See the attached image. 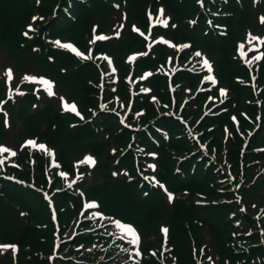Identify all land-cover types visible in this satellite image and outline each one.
I'll return each mask as SVG.
<instances>
[{
	"label": "rangeland",
	"instance_id": "obj_1",
	"mask_svg": "<svg viewBox=\"0 0 264 264\" xmlns=\"http://www.w3.org/2000/svg\"><path fill=\"white\" fill-rule=\"evenodd\" d=\"M38 3H50L53 4L54 1L57 0H36ZM107 6L110 11L115 12V17L110 14H103L100 16L97 20H95L94 24L97 25L99 29H104L105 26L107 25L109 28L112 27V21L116 18L119 17V20H117L118 23H124L122 25L121 31V36L115 40L114 42L110 41L105 45V47L108 46H113L115 47L116 52L118 53V56L115 58L117 63L121 66L123 70V75L127 73L128 71V65L126 64L127 60H130L134 57V55H139L141 54V50L138 48L135 36H134V31L132 30V24H137L138 26H145L146 23V16L145 13L147 10L150 11L152 15L157 14V8L160 6L161 2L159 0H151L146 4L145 6L142 4V0H132L131 3H129V0H106ZM201 1V0H199ZM115 3L118 5L117 7L112 6V4ZM27 9L32 12L33 17L36 16V8L34 7V4L32 2L25 4ZM194 5H196V0H194ZM7 7V5L5 6ZM144 7V8H143ZM7 9V8H6ZM142 11V12H141ZM5 15H3V20L0 22V31L3 29L5 26V22L8 21L9 15L8 11H6ZM44 14H47L48 8H45V10L42 11ZM141 12V13H140ZM253 12V11H252ZM19 16V13H17L16 16L12 15V20L13 18H17ZM142 16V19L140 18ZM26 18V16H23ZM154 22L157 21V19H153ZM40 24H43L42 22H39ZM254 21L251 24H246V23H236L234 20H232L233 29H232V35H231V51L229 54V57L233 60L234 59V50L235 47H238L240 43H242V40L244 39L245 36H251V39L253 42L250 45V49H253L255 53H253V56L255 58H258L259 54L256 53V49H254L258 45V39L256 38H261L264 35V29L261 28H254L253 26ZM90 25L89 23L82 24L81 29L83 31H87L85 28H87ZM173 23H169L168 27L160 28L158 34H162L163 37L168 38L170 37V31L172 30ZM32 30V29H31ZM30 30V31H31ZM105 30V29H104ZM18 32L16 33L15 37H17ZM1 37V34H0ZM221 37V36H218ZM109 38V37H105ZM1 39L5 42L6 39L2 38ZM104 40V39H103ZM222 45H219L218 51H222ZM17 54L15 55V58L21 60V55L24 51L21 49L20 46H18ZM176 51L180 52L177 61L178 65L180 66H188L190 64V61H187L185 59V54L187 52L186 49H183L182 46H180V50ZM132 55V56H131ZM213 57L218 58L217 55L211 54ZM68 56V64H77L79 60H76L70 55ZM161 57V59H164V57L170 58V54L168 51H161L158 50V57ZM32 59V58H31ZM35 58H33L34 60ZM225 59L222 58L220 61L221 67H223ZM234 61V60H233ZM239 64V63H238ZM219 62L216 63V66L218 67ZM40 65L37 67L39 68ZM147 71L145 72L144 75H147L148 79L152 77V71L148 70L149 66H147ZM172 65L167 67V70L172 71ZM34 62L33 61H25L23 64V69L29 70V71H35L34 69ZM13 70V63L9 60H7L4 56L2 51L0 50V82L1 78L4 74H7V70ZM218 72L220 70L218 69ZM171 73V72H169ZM216 73V72H215ZM183 75H186L185 72H182ZM222 74L224 75V71L222 69ZM38 75H35L33 78L36 79ZM41 79H49L50 82L53 85L52 92L54 93L53 95H49L46 87H44L43 93L45 96L50 99L49 96L51 97H57V98H63L64 96L62 95V90L61 88H69L68 85L64 83H60L57 81V77L55 74H49L45 73L41 75ZM161 78H165L166 76H159ZM222 77V75H221ZM40 79V81H41ZM33 79H21L19 81L15 80V78H11L10 82L8 84V88L11 86V99H15V91L17 90V87L20 84L30 82ZM18 83V84H17ZM16 84V85H15ZM133 84V80H131V85ZM194 86V85H193ZM193 86H190L187 90H182L179 87L176 86V90L174 91V96L180 99H184V96L189 93L193 89ZM27 89L26 87H23ZM209 91V90H206ZM17 92L16 94H18ZM38 98L43 97L42 93H38ZM206 95H203L202 97L199 98L200 101H205L207 97ZM127 97V94H124V98ZM167 97L169 98V93L167 92ZM0 101L1 104L4 102L1 100V95H0ZM49 103H52L48 101ZM74 101H71V104H73ZM138 103V102H137ZM0 104V105H1ZM64 104V101L62 99H58L56 101V105L59 107H62ZM140 105L143 107L145 110V116H147V121L151 120L153 118L154 110L151 105V102L149 101L148 96L144 97V102L140 103ZM199 105V104H198ZM1 107V106H0ZM138 108V107H136ZM196 107H191L190 111H194ZM132 114V113H131ZM136 117H141L142 115L139 116L137 113V110L135 111ZM138 115V116H137ZM120 116L117 114L116 118H112L111 124L113 126V129L115 131H119L120 137L125 134L122 138H124L126 141L122 145H120L119 149L115 145L111 143V141H106L105 142V137L104 134H102V144H104V151L102 153H95V151H92L95 159V165L92 167V171H88L86 174L87 177V186L90 185L97 175L100 174L101 168L105 163L109 161V166L114 162V159L116 157V154L121 149H123V145H125L127 142L132 139L130 137L131 132L133 131L132 129H128L126 126L120 122ZM129 119V116H126L124 121H127ZM71 123H75V119L72 117ZM212 124V123H211ZM136 125V124H135ZM176 125V124H175ZM132 127V125L130 124ZM160 127L166 129L168 131V127L162 124H159ZM177 126V125H176ZM174 127V130L172 132L173 134V140L171 138H168L166 141L163 136L160 134H157L156 130L151 129V134L158 138L159 141H161L162 145L165 146L166 148V153L170 155L171 160L175 161L176 164H178L179 160L176 158L174 155L177 156H184L188 161H189V167L188 171L192 168H194V163L193 162H205L207 165V168H210L214 174V178L209 181V186L210 189L208 192L204 194H199L196 192H192L191 190H185V191H178L176 188H173L172 191L173 193H168V188L166 186H161L158 182V178L153 181V177L151 178L153 181V185L149 190L148 195L140 200V203L144 205L146 201L149 199H154V198H170L167 203L168 206L170 207L172 203L176 200L178 201H183L187 203H191V206L195 208H202L201 212H198L200 214H205L204 217L208 221H215V223L220 224V230L225 233V243L224 245L228 248V250L231 252L230 255L232 256H238L244 259L242 263L245 262V260L249 261L250 264H264V261L262 260L263 255H264V249L262 248V245L264 244V214L261 216V213L257 216V218H250L251 216H246L245 212L239 211L240 204H245V200L243 197L244 191H239L238 185H242L243 183L240 184V182L243 179H247L248 181L252 182L254 187H258L259 190L258 192L264 191V188L261 187L260 181L263 180V175L260 174V172H264V161L259 162V167L255 169H247L244 164H246L247 159H248V154H243V157L241 159L242 154L237 153L241 149V144L238 142V134L236 133L237 138L234 136V133L230 131V134H232L228 139H226L223 143L221 142V139L224 137L223 134L220 133H214L210 135V140H208L205 136L209 135V132L200 133L197 138L199 142L192 141L190 139H187L182 136L181 133L182 130L180 126ZM247 125L240 126L239 125V132L240 134H245V128ZM71 132L76 130L75 126L71 127ZM6 136L5 140H10L11 139V133L10 130H6ZM135 134H140L139 131H137ZM86 137L89 135L86 133L84 134ZM147 137L141 138V142L138 145V147L134 150L133 154H131L130 160L128 162L131 163V167L128 166V171L126 173L127 176H130V178L133 181V184L139 183L142 179L143 176L142 174L138 171V166L143 164V159L142 156L138 157L137 159V154L140 153L141 147H144L145 150H147L146 146L144 145V142ZM171 141H177L178 146L180 149L175 150L174 148L170 147ZM223 144V146H222ZM91 144L86 140V147H89ZM227 146L231 147V150L233 151L232 154L228 155L227 153ZM70 151H71V159H73L74 156H78L79 154H82V151H74V147L70 145ZM129 150H127V153ZM89 156L83 157V160L87 162L86 158ZM242 161H244V164H242ZM255 161V160H254ZM160 162V161H159ZM158 162V163H159ZM117 163H120L119 160ZM156 163V162H155ZM256 164L257 161H255ZM125 165V164H123ZM123 165L119 166L117 170L116 175L112 176L114 180H117L119 182H124L122 184H127V180L129 178H125L124 176L122 177L123 179L116 178L118 177L117 175H120L121 168ZM217 170L215 171V169ZM86 169V168H84ZM114 169L109 167V170ZM198 171L196 172V176H198L196 179H201V181H206V173L207 170L204 169V167L199 166L197 167ZM182 173V172H181ZM217 173V175H216ZM264 174V173H263ZM189 176L190 174L187 173ZM126 176V177H127ZM159 177V176H158ZM227 185V186H226ZM133 187V186H132ZM246 188V187H245ZM253 188V187H252ZM251 188V189H252ZM149 189L148 186H143L140 188V194L139 196L142 195V193L146 190ZM250 188H246V192ZM239 192L240 195L237 193ZM193 193V194H191ZM253 199L250 201V208L251 209H257L261 206V200L260 198H257V193H253L250 195ZM87 198H91L92 200L96 201L100 207L104 211V215L102 216V220L104 221H127L130 222L135 226V228L138 230V235L141 239L140 244L138 243L135 245V248H139L140 251V258L143 261V264H148V261H150L152 258L155 261L156 264H167L169 261V255L165 254L163 251L160 249V245L162 244L163 240V231L162 229H167V236H172L175 234L174 233V228L173 225L171 224L169 218H168V213L167 211L160 215L157 218V221L154 223V226L151 228H145L142 229L141 224H139L138 221H140V214H142V209L143 208H137V210H134L129 216H126L122 213H120L117 209L119 206V201L116 199L110 200V198L103 196V194L99 193V191L95 192L94 194L92 193H87L86 195ZM223 200V201H221ZM106 201H110L111 206L108 207L105 203ZM168 211L170 209H167ZM18 211H23V209H19ZM42 218H46V214H41ZM64 222H66V217L63 218ZM24 219L22 216L18 214V212L14 209V207L9 203L7 199L4 197H0V233L4 231L7 228L10 227H19V225H23ZM48 222H49V216H48ZM180 224H182L188 231L187 235L189 238H191V252L189 254L185 255V258L183 261L187 263H192V264H206L208 261V256H215V249L213 246V243L211 241V234L207 233L201 221L199 220H188V219H183ZM88 226V225H87ZM87 226H85L87 228ZM110 237V234L105 231L104 232V239H108ZM174 238V237H173ZM47 240V239H46ZM51 241H52V231H51ZM1 243V241H0ZM98 241H93L88 245H85L87 249H93L95 250L97 246ZM186 240L183 239L179 244H185ZM52 245V244H51ZM170 246H172V252L175 253L176 247L171 244V239H170ZM95 247V248H94ZM258 247V248H257ZM17 249L15 252L14 250ZM73 248H68L66 251L71 252ZM196 249H199L200 252V258L199 261L194 259V254L196 252ZM236 250V251H235ZM251 253V251H253ZM149 251H151L149 253ZM29 252V246H24V247H8L0 244V264H12L13 260L12 259H24V253ZM50 252V250H49ZM78 251L74 250V253L77 254ZM48 253V252H47ZM80 257L83 258H90L93 260V257L88 256V255H79ZM176 260V259H175ZM31 261V260H30ZM201 261V262H200ZM177 262V260H176ZM28 264H44L41 261H38L37 259H34V261L29 262ZM59 264H68L63 261L59 262ZM75 264H79L76 262ZM178 264V262L176 263Z\"/></svg>",
	"mask_w": 264,
	"mask_h": 264
},
{
	"label": "trees",
	"instance_id": "obj_2",
	"mask_svg": "<svg viewBox=\"0 0 264 264\" xmlns=\"http://www.w3.org/2000/svg\"><path fill=\"white\" fill-rule=\"evenodd\" d=\"M91 1V6L94 9L85 7L81 4H75V12H79V14L81 15L80 17H78L79 22H84L85 14V18H89L91 16L90 12L96 11L98 8H100L101 5H103V3L99 0ZM149 1L151 0H142V4L145 6ZM131 2L132 0H129V3ZM162 2L165 3L167 8L173 12L171 13L173 16V21L177 24L176 28L170 31V35L172 36V38L174 40L189 39L193 43V46L203 45L206 47L209 53L217 55L218 58L215 59L217 62H219L218 68L223 77V81L227 82L231 89L236 92V108L246 111L252 117L255 112V107L244 103L245 99H252V94L246 88L238 87L239 84L233 82V79L235 77H245L246 74L241 69L237 68L233 63L234 61L229 57L232 48L230 43L233 29L231 27V21L235 16H237L239 23L241 24L243 22V15L247 14L248 10L250 9V1L242 0L241 5L238 6L235 0H228V7L234 9L231 11L233 14L232 18H230L226 22V24L228 25V39L218 37L213 32H210L208 34L207 29H205L206 27L204 20L205 17L209 14V12L207 11H200V16L198 18L197 24L195 26L193 25L192 27L189 26L187 19L193 18L195 11L197 10L194 5V0H162ZM21 4H24L22 0H0V22L3 20V15L7 13L6 11H8V14H10L8 16V21L5 22V26L1 30L3 38L7 39L8 41L12 40V38L14 37L16 28L19 25L20 20L22 19L23 10ZM6 5L7 7H5ZM210 7H212V4H210ZM41 9L45 10L44 7H41ZM259 10H261L264 14V0L260 1ZM17 13H19V16L15 19L13 18L12 20V15L16 16ZM140 18L142 19V16ZM51 26L54 28H58L61 25L56 19L51 23ZM74 26L77 25L75 24ZM39 44L41 45L40 42ZM219 45H222L221 52L218 51ZM222 58L225 59L223 67H221L220 64ZM222 69L224 71V75L222 74ZM263 80L264 62L261 65L260 69V82H262ZM152 86L154 87L155 92L159 95L160 98L164 96L167 97L165 79L159 76H155L152 79ZM158 87H163L164 94L159 92ZM111 120V117L108 115H100L97 119L94 120L92 124H90V127L96 132L101 130L104 134H107V141H111V143L115 145L117 149H119L120 145H122L126 141L124 138H122L123 136H125V134H123L121 137L119 134H116L113 126L109 125V122ZM146 121L147 116H144L142 118V123H146ZM158 123L168 127V130L171 134L170 138L171 140H173L172 132L174 130L173 126H176L175 122H173L171 119L162 118L158 121ZM78 128L79 129H77L75 133L76 137H78L77 135L87 133L90 137L89 139L93 138L94 133L89 127L81 126ZM230 128L232 129L234 136L237 138L233 128L231 126ZM59 134L60 127L58 125L56 131L48 135L47 137L50 141H55L58 140ZM104 144L101 147L102 149H104ZM123 147L125 148V145H123ZM170 147L174 148L175 150L180 149L177 141H171ZM166 151L167 150L162 149L160 166L162 168V178L170 187L176 188L177 190H191L192 192H196L199 194H204L209 191V181L215 176L212 170L210 168H207L204 162H193L194 168L191 167V169L188 171L189 161L187 160L181 163V165L179 166L182 174L178 175L174 170L177 164L175 163V161L171 160L170 155H168ZM121 153L122 152L118 150L116 157H118ZM174 156L176 158L178 157L177 155ZM130 158V152L124 154V156L120 158L119 165L114 168L118 169V167L123 164L131 167V163L128 162ZM108 160L111 161V159ZM109 161L103 165L100 174L98 175L99 177L104 178L101 184L98 186L99 190L94 191L92 189L91 193L94 194V192L99 191V193L103 194V196L105 197L110 198V200H118L119 206L117 210L126 216H129L132 212H134V210H137V208H143L142 214H140V221H138L139 224H141L142 229L150 227L152 228L154 226V223L157 221V218L167 211L168 218L173 225V230L175 233L173 235L174 238L172 236H169V240L171 239V244H173L177 248L175 254L178 264L185 263L183 261L185 255L191 252V238L187 236L189 235L187 229L182 224H180L183 219L201 221L204 230L212 235L210 237L211 241L213 243L215 251L219 254L218 264H224L225 258L228 259L229 264H239L244 261V259H242L241 257L230 255L231 252L224 245L225 233L220 230V224L215 223V221H208L204 217L205 214L198 213L201 212L202 208H195L191 206V203L176 200L172 203V206L168 211L166 204L161 198L149 199L148 201H146V203H144V205H142L139 199V192L136 190L134 184H122L124 182L114 180V178L111 176V173L109 177L106 172V170H109ZM199 166H202L205 170H207V173L205 174L207 177L206 181H201V179L199 178L196 179L198 176H196L195 174L198 171L197 167ZM38 171H40V169H38ZM187 173L190 175L188 176ZM28 176L29 172L22 173V175H20V177H24L25 179L29 180ZM4 190L11 200L19 203L20 207L26 211L27 215L24 218L23 225L5 229L0 233V237L6 243L17 244L20 247L29 246V252L24 253V259L19 258V263L16 264H28L29 262L34 261V259L47 264V262L45 260H41L42 257H40L42 253L46 254L47 252H49L51 247V231L53 228L51 223L48 222L49 213L46 204L42 201L39 194L29 189L7 183ZM58 198L63 203L66 212L71 213L72 211H70L69 205L66 203V195H58ZM73 203L75 204L76 202L73 201ZM105 204L108 207L111 206L110 201H106ZM41 214H46L47 219L42 218ZM183 239L186 240V243L179 244V242H181ZM91 242H93V239H87L86 245L90 244ZM103 251L104 249L100 251V248H98V250L93 253H85L84 255L93 257V260H91L90 258L85 259H87V261H90L91 264H107L104 261L108 256L102 257ZM253 252L254 250L251 251V253ZM38 257L40 258V260L38 259ZM29 258H31V261ZM153 259L154 258L148 261V264H156ZM67 263L73 264L72 262ZM116 263L118 262L114 260V264ZM12 264H15V262H12Z\"/></svg>",
	"mask_w": 264,
	"mask_h": 264
},
{
	"label": "snow or ice",
	"instance_id": "obj_3",
	"mask_svg": "<svg viewBox=\"0 0 264 264\" xmlns=\"http://www.w3.org/2000/svg\"><path fill=\"white\" fill-rule=\"evenodd\" d=\"M162 16H163V10L160 11V17H162ZM160 17L157 18V21L156 22L166 27L167 24H168V21L166 19H162ZM150 18H151V16H150ZM261 22L264 23V18L261 19ZM29 30H31V29H29ZM25 35H27V33H25ZM95 39H97V40H103V39H105V37H103V36H97ZM256 39H259V38H256ZM57 43L59 44V42H57ZM60 46L61 47H64V48H69L73 52H76V49L73 48L71 45L61 44ZM184 47H188V45H184ZM77 55H80V53L77 52ZM196 55L197 56H200V53H196ZM84 58L85 59H91V56H87V57H84ZM133 59H134V57H133ZM204 64H205V66H208V62L206 60L204 61ZM7 75H8V78L11 79V70L10 69L7 70ZM25 79H30V78L29 77H25ZM31 79H35V78H31ZM40 82L45 85L46 90H47V92H48L49 95H53L54 94L52 92L53 85H52L51 82H49L47 80H43V79H41ZM222 94H224L223 91H222ZM61 99H63V98H61ZM69 108H70V110L72 112H76V106L75 105L69 106L67 103H65L64 104V109L67 111V110H69ZM29 143L34 144L35 142H31L30 141ZM41 147H43V146H41ZM7 152H9V149L8 148L3 147V146H0V154H4V153H7ZM12 155H15V152H12ZM86 160L91 165H94V163H95V161L92 160L91 157L86 158ZM0 163H2V161H0ZM88 207L89 208H92V207H95V205L89 204ZM117 226L122 230V232L124 234H126V235H128V236H130L132 238L131 239V243L132 244H137L138 243V237H137V235H136V233H135V231H134L133 228H131L130 226H124L122 224H118ZM162 231L165 233V236H166L167 235V229H162ZM138 255H139V253H138Z\"/></svg>",
	"mask_w": 264,
	"mask_h": 264
}]
</instances>
